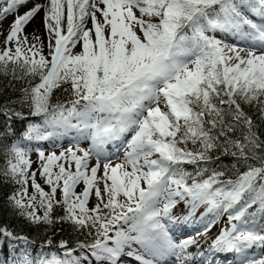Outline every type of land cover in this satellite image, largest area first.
Returning a JSON list of instances; mask_svg holds the SVG:
<instances>
[{"label":"snow or ice","instance_id":"1","mask_svg":"<svg viewBox=\"0 0 264 264\" xmlns=\"http://www.w3.org/2000/svg\"><path fill=\"white\" fill-rule=\"evenodd\" d=\"M40 13L46 39L24 31ZM0 35L19 91L0 104L6 204L84 237L37 245L0 226L16 264H264V0H0ZM222 156L238 174L212 167Z\"/></svg>","mask_w":264,"mask_h":264},{"label":"trees","instance_id":"2","mask_svg":"<svg viewBox=\"0 0 264 264\" xmlns=\"http://www.w3.org/2000/svg\"><path fill=\"white\" fill-rule=\"evenodd\" d=\"M7 80L3 77H0V104L4 102L5 99L10 97H18L19 91H13L12 89L6 87ZM17 89L21 87L18 83L16 85ZM56 97L60 99H66V95L63 94V90L56 92ZM53 102H55V97L53 98ZM25 111H27L25 109ZM245 111L249 112L250 115H253L254 119H257L256 115L254 114V110L249 109L245 106ZM3 123V117H0V125ZM18 130L22 131V125H17ZM259 134L261 139H264V124H261L259 127ZM2 163V161H0ZM234 163V159L231 156H222L220 160L213 164L212 167H217V165H223L227 168L226 176H234L238 174L235 169H232L231 165ZM240 172L245 170V167L242 164L237 165ZM191 170V168H189ZM223 170V169H220ZM13 187L0 182V226L7 225L10 229H12L16 234L24 233L28 235L30 238L36 241V244L39 245L42 241L51 237L54 241L59 242L60 240H67L69 241L70 245H74L77 239H84L83 236L78 235L75 231H73L71 225L69 224H55L52 227L47 226H35L27 223L22 218L17 217L14 215L8 205L6 204L7 196L13 191ZM77 192L80 190L76 189ZM96 202V201H95ZM92 202V205L95 203ZM92 205H89L91 207ZM183 204L181 203L177 207V211L179 212L182 209ZM203 211V207H201L197 215ZM55 215H63V211L61 209H57ZM225 226L227 224V217L225 219ZM47 251V249H46ZM78 254V253H77ZM15 253L11 251L10 248L7 247L6 244L0 245V264H16L14 262ZM95 264V261L92 262Z\"/></svg>","mask_w":264,"mask_h":264},{"label":"rangeland","instance_id":"3","mask_svg":"<svg viewBox=\"0 0 264 264\" xmlns=\"http://www.w3.org/2000/svg\"><path fill=\"white\" fill-rule=\"evenodd\" d=\"M33 2H35V0H33ZM31 5H32V3H27L26 6H21V7H19V10H18L19 13L22 14V13L25 12L26 9H28ZM20 9H21V11H20ZM22 10H23V11H22ZM137 14H138V13H137ZM15 15H16V12H13V13L9 14V15L7 16V18L3 19L2 28H3V31H4L5 35H6V33H7V30H8V28H9V25H10V23H11V21L13 20V18H14ZM41 21H42V22H41ZM39 23H40V24H39V27H38V29H37L38 34L40 35L41 38L46 39V33H45V29H44V27H43V19H40V20H39ZM28 26H30V23L27 25V27L24 29V31H25L26 34H31L33 31H30V30H29L30 27H28ZM88 26L91 27V23H90V22H89ZM3 42H4V35H0V46L3 45ZM77 50H78V49H77ZM46 52H47V47H45V53H46ZM68 143H69V141H68V140H65V141L63 142V147H65V148L68 147ZM44 146H45L46 149H48L47 144H45ZM84 146H87V145H84ZM48 150H52V149H48ZM55 151H56L57 154H58L59 151H60V149H59V148H56ZM122 156H123V152L120 153V158H115V157L113 158V163H114V164H115V163H119L120 160L122 159ZM31 159H32V161H33V164H32V166H31V170H36L37 167H38V165H37V163H36V161H37V155H36L35 152H33V153L31 154ZM36 180H37V182H38L39 184H41L42 187H44L45 191H49L48 186L44 184V181H43V179L40 177L38 171H37V175H36ZM82 188H83V185H82V184L79 185V186L77 187V189L80 190V191L82 190ZM32 191H33V189H32V187H31V181H29V184H28V193L31 194ZM59 197H60V193H59V190H58V191H57V199H59ZM95 201H96V198H95V196L93 195V196L91 197V199H90V203H89V205H92V202H95ZM182 209H183V207H182ZM182 209H181V210H182ZM181 210H180V211H181ZM41 211H42V210H38V212H41ZM174 212H178V211L175 209ZM225 219H226V216L223 218V220H222L220 223H218V224L216 225V227H214V228L212 229V231H211V233H210V236L214 237V236L219 232V229H220L221 227H223V225L225 224V223H224V222H225ZM209 243H210V241H209ZM204 247L206 248V247H207V244H205ZM164 258H165V257H161V258H159V261H160V260H163ZM219 259H220V264H230V262L233 260V257H232L231 254H227V255H220V256H219ZM121 264H136V262H135L133 259L128 258L127 256H123V257L121 258Z\"/></svg>","mask_w":264,"mask_h":264},{"label":"bare ground","instance_id":"4","mask_svg":"<svg viewBox=\"0 0 264 264\" xmlns=\"http://www.w3.org/2000/svg\"><path fill=\"white\" fill-rule=\"evenodd\" d=\"M35 2H36V0H35ZM27 4H25L24 6H26ZM32 6V5H31ZM30 6V7H31ZM29 7V8H30ZM27 10V9H26ZM20 11H21V9H20ZM23 11V10H22ZM40 19H43V13H40V14H37L36 15V17L30 22V26H28V27H30V31H33L34 29L35 30H37L38 29V27H39V20ZM42 22V21H41ZM27 27V26H26Z\"/></svg>","mask_w":264,"mask_h":264}]
</instances>
